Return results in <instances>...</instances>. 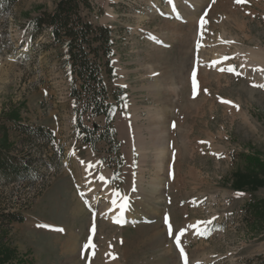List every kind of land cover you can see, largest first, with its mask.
Instances as JSON below:
<instances>
[{
	"label": "rangeland",
	"instance_id": "374dc122",
	"mask_svg": "<svg viewBox=\"0 0 264 264\" xmlns=\"http://www.w3.org/2000/svg\"><path fill=\"white\" fill-rule=\"evenodd\" d=\"M56 2L0 0V126L9 118L55 137L45 149L0 131V143L35 158L31 180L0 187V209L24 216L7 228L0 264H185L182 229L187 264H252L264 253V88L254 86L264 85V61L249 51L264 54V0H90L89 19L113 30L103 76L119 99L109 123L117 154L105 141L81 143L78 125L105 119L78 118L63 50L46 33L29 40L26 21ZM229 66L240 74L220 71ZM158 115L169 139L157 167L154 149L137 142H151ZM113 206L135 217L118 226Z\"/></svg>",
	"mask_w": 264,
	"mask_h": 264
},
{
	"label": "trees",
	"instance_id": "16d2710c",
	"mask_svg": "<svg viewBox=\"0 0 264 264\" xmlns=\"http://www.w3.org/2000/svg\"><path fill=\"white\" fill-rule=\"evenodd\" d=\"M1 1L6 8L17 2ZM90 10V0H57L51 10H43L30 17L25 23V28L29 32L31 42L46 33L49 35L47 45L63 50L61 63L69 77V95L75 103L78 118L87 114L90 117L102 116L106 121L102 127L89 128L78 125L77 137L81 143L94 147L97 142L105 141L117 154L118 141L109 123L113 117V108L119 104L113 103L111 97L116 101L119 99L115 97V91H108L103 76H112L113 30L108 26L93 23L87 15ZM4 120L7 121L0 126V131L16 132L21 140L32 145L41 142L44 148H47L54 141L53 133L43 126H31L9 118ZM98 129L101 131L96 134ZM34 159L30 156H18L9 146L0 143V187L22 179L31 180L35 173ZM255 210L248 206L244 209L243 219L246 223L255 220ZM23 220V214L18 211L0 209V244L7 228ZM252 264H264V253L257 255Z\"/></svg>",
	"mask_w": 264,
	"mask_h": 264
},
{
	"label": "bare ground",
	"instance_id": "6f19581e",
	"mask_svg": "<svg viewBox=\"0 0 264 264\" xmlns=\"http://www.w3.org/2000/svg\"><path fill=\"white\" fill-rule=\"evenodd\" d=\"M249 57H251V58H249V60L251 62L255 61L257 63H261L264 61V54H261L260 52H255V51L251 50V51H249ZM158 116H153L152 117L153 122H152V124L150 123L151 127H152V129L149 128V129H151V130H149V133L151 131V138H150L151 142H149V144H147V146H146V144L143 143L142 138H138V142H137L138 145L140 146V149H144V148L145 149H147V148L148 149L149 148L154 149V154H155L154 163L157 167L159 166L158 156H160L161 153L165 152L166 141H168V139H169V136L166 134V128H165V123H164L165 121L161 120L160 115H158ZM121 129L123 132L129 128H127L126 125H123V126H121ZM130 129H132L131 131H133V128H131V126H130ZM136 129H138V127ZM110 194H111V192H110ZM112 201H113V199H112ZM120 210H121V206L120 207L113 206V212L111 214V218H113L114 216H119V215L122 217L128 218V219H130V218L132 219L133 217H135V214H126V215L120 214L121 213Z\"/></svg>",
	"mask_w": 264,
	"mask_h": 264
},
{
	"label": "snow or ice",
	"instance_id": "6c2138e0",
	"mask_svg": "<svg viewBox=\"0 0 264 264\" xmlns=\"http://www.w3.org/2000/svg\"><path fill=\"white\" fill-rule=\"evenodd\" d=\"M235 2L238 3V4H239V3H246L247 0H235ZM203 23H205V21H204L203 18H202V19H201V25H203ZM226 43H231V42H226ZM225 59H228V58L226 57ZM220 71H229V72H232L233 74H236V75H239V74H240V73H238V72L236 71L235 66H229L227 69H223V68H222V69H220ZM192 80H193L194 95H195V85H196V73H195V71H194L193 74H192ZM254 86H256V87H260V88H264V85H254ZM205 91H206V90H205ZM223 102H224V103H229V104H232V103H233V102H231V101H223ZM234 106L237 108V110H239V106H238V105H234ZM99 179H100L101 181H105V182H107V181H106V178H105L103 175L99 176ZM122 207H123L125 210L127 209V207H128L127 201H125V203L122 205ZM116 222H118V221H116ZM210 223H211V221L200 222V224L197 225V226H195V227H197V228L199 229L202 225L210 224ZM165 224L168 225V227H169V234L171 235V233H172V226H171V224L169 223V220H168V217H167V216L165 217ZM189 227H193V226H189ZM61 231H62V229H61ZM92 231H93V232L95 231L94 226H93ZM185 231H186V230L182 229V230L177 234V236H176V241H175V242H176V244H177V247L180 248L181 255H182V257L185 259V264H187L186 254L184 253V250H183V248L181 247V241H180V237L184 235ZM205 233H209V234H210V230H209L208 228H202V230H198L196 234H197V235H204ZM89 247H92V245H91V239L89 240V242H88L87 244L84 245V248H85V249H87V248H89Z\"/></svg>",
	"mask_w": 264,
	"mask_h": 264
}]
</instances>
